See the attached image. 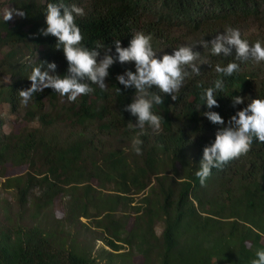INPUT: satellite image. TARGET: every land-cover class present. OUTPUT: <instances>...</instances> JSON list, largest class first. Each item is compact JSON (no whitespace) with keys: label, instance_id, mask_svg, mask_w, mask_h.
<instances>
[{"label":"trees","instance_id":"trees-1","mask_svg":"<svg viewBox=\"0 0 264 264\" xmlns=\"http://www.w3.org/2000/svg\"><path fill=\"white\" fill-rule=\"evenodd\" d=\"M58 2L9 0L26 15L5 22L0 13V70L9 77L0 82V176L14 189L18 208L4 200L0 264H102L81 244L78 224L102 229L112 262L118 254L129 260L135 249L142 261L131 264H251L264 249V142L254 138L246 155L213 168L203 185L195 173L216 132L252 99H264V61L241 62L235 49L231 56L212 55L198 41L251 23L262 28L261 36L242 38L264 44V0H63L84 9L76 23L89 49L117 39L127 47L140 31L151 34L155 50H174L185 41L201 47L206 63L197 61L199 75L189 69L175 100L150 89L163 97L154 105L163 122L158 133L146 126L144 135L136 117L124 111L135 90L116 79L135 72L134 62L114 63L107 90L90 84L93 92L77 101L46 88L21 103L18 93L31 87L34 67L55 62L53 74H67L57 38L40 31L47 27V4ZM229 62L239 71H215ZM216 79L225 87L216 93L219 107L209 109L202 95ZM234 96L244 102L233 106ZM8 105L25 113L12 116L16 127L6 132ZM206 111L219 113L225 124L212 123ZM136 138L143 141L141 155L133 148Z\"/></svg>","mask_w":264,"mask_h":264},{"label":"clouds","instance_id":"clouds-1","mask_svg":"<svg viewBox=\"0 0 264 264\" xmlns=\"http://www.w3.org/2000/svg\"><path fill=\"white\" fill-rule=\"evenodd\" d=\"M85 11L75 4L71 6L60 0L58 3H48L46 10L47 27L41 29L44 36L52 35L57 38L55 47L63 48L68 62L66 75H54L57 65L55 62L44 61L43 65L34 67L30 76L31 87L19 91L21 103L27 105L34 93L43 92L51 88L61 96H66L69 102L77 101L78 97L93 92L90 84H96L101 90H107L105 82L109 75L110 67L117 61L121 64L134 62L135 72L126 70L118 74L116 79L125 89L132 88L135 95L131 102L124 106V111L136 117V127L140 129L139 135L146 134V126L154 132H159L162 127L163 116L154 111V105L164 102L163 97L150 91L156 87L165 95H171L175 100L176 93L183 87L186 78L191 73L200 74L197 61L206 63L201 58L200 52L194 51L195 45H183L173 50L172 54L164 53L157 56V51L152 45L151 34L136 32L127 47L121 45L119 39L112 45L115 54H112V45L105 46L97 43L95 48L84 46V34L76 23V17H83ZM26 13L19 8H9L3 16L5 22L14 16H25ZM198 44L205 49L210 48L212 55L231 56L235 49V57L241 62L249 59L259 63L264 61V44L257 41L250 44L243 39L238 29L228 28L224 33H218L211 41L201 39ZM101 49L103 55L101 56ZM46 65V67H44ZM215 71L224 76H231L239 71V64L229 62L222 67L216 65ZM223 79H216L213 87L207 88L202 99L209 109L219 107L216 99L217 91L224 90ZM121 89L117 88V92ZM245 97H232L233 106L244 102ZM212 123L224 125V118L215 111L203 113ZM254 138L264 142V99L255 98L247 107L240 109L232 115L227 126L221 127L215 135V140L203 149V158L199 162V169L195 175L201 185L211 175L213 168L222 169L225 164L242 155H246L252 147ZM143 141L139 138L133 140V148L137 155H141ZM256 258L251 264H264V249L257 250Z\"/></svg>","mask_w":264,"mask_h":264},{"label":"rangeland","instance_id":"rangeland-1","mask_svg":"<svg viewBox=\"0 0 264 264\" xmlns=\"http://www.w3.org/2000/svg\"><path fill=\"white\" fill-rule=\"evenodd\" d=\"M9 8H10L9 0H0V13L3 14V16H4V13ZM261 29L262 28L258 26L257 24L250 23L249 25H244V29L240 31V33H241V36L243 37L254 36L255 38V37L261 36ZM263 32H264V29H263ZM164 40L166 41L165 37H164ZM190 43L192 42L190 41ZM190 43L189 41H185L182 44L191 45ZM194 45H195L196 51L200 52L201 47L197 44H194ZM6 50L7 48H5L3 51H6ZM156 51H157V56L159 57H162L164 53H168V54L173 53V50L168 51L166 50V47L160 50L156 49ZM8 80H9L8 75L2 73V71L0 70V82L4 81L6 83ZM10 108L11 107L9 105L6 106L5 114L8 119V122L4 126L6 132L13 130L16 127L15 122L10 120V118L12 116H18V115L23 116L25 113L23 108H20L16 112L12 111ZM33 124H37V121H34ZM4 200H8L10 204L12 205V207L14 208V210L18 209L16 206L14 189L6 186L4 184V178L0 176V220H4V216H5L6 209H5ZM82 219L83 221H87V219L84 217ZM92 224L93 223H90V225ZM78 228L81 230V235L79 238L81 241V244L86 245L87 249L91 251L92 255L94 256L97 255L101 257L102 264L106 262H112L110 260V255H109V252L112 250V248L102 238L103 235L106 236V234H104L103 232L101 233L102 229L101 228H96V229L86 228L85 226H82L81 224H78ZM162 229H163V225L160 222L157 224V231L160 233ZM128 250L129 249L126 248L124 251H127V252L125 253H128ZM137 254L138 253L135 249H131L128 254L129 260L125 259L122 255L118 254L114 256V261L112 262V264H131L132 263L131 261H133L134 263H140L142 261V258ZM218 264H230V263L227 261V259H220L218 261Z\"/></svg>","mask_w":264,"mask_h":264}]
</instances>
